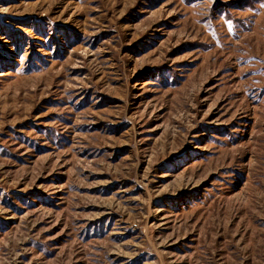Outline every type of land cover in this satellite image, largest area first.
Listing matches in <instances>:
<instances>
[{
	"label": "rangeland",
	"instance_id": "374dc122",
	"mask_svg": "<svg viewBox=\"0 0 264 264\" xmlns=\"http://www.w3.org/2000/svg\"><path fill=\"white\" fill-rule=\"evenodd\" d=\"M0 264H264V0H0Z\"/></svg>",
	"mask_w": 264,
	"mask_h": 264
}]
</instances>
